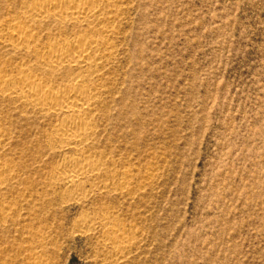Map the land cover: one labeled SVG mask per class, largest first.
I'll use <instances>...</instances> for the list:
<instances>
[{
	"label": "rangeland",
	"instance_id": "rangeland-1",
	"mask_svg": "<svg viewBox=\"0 0 264 264\" xmlns=\"http://www.w3.org/2000/svg\"><path fill=\"white\" fill-rule=\"evenodd\" d=\"M36 1L0 0V79L92 76L90 138L62 147L65 114L0 88V264H264V0H109L83 22ZM82 38L90 67L45 68ZM78 157L81 195L57 175Z\"/></svg>",
	"mask_w": 264,
	"mask_h": 264
},
{
	"label": "bare ground",
	"instance_id": "bare-ground-1",
	"mask_svg": "<svg viewBox=\"0 0 264 264\" xmlns=\"http://www.w3.org/2000/svg\"><path fill=\"white\" fill-rule=\"evenodd\" d=\"M106 1L109 0H38L29 6L28 10L31 14L40 18L52 14L62 21L72 20L74 22H83V20L95 16L102 4ZM21 25L16 24L17 27L14 28L15 31L11 38V42L15 47L30 40L26 36L28 30ZM90 40L91 39L85 41L82 38V40H77L73 43H57L53 46H49L46 51L44 50L42 52L47 56L45 68L48 70H56L63 67H88L96 60L94 58V53L95 51L97 52L99 48L96 40ZM23 73L19 75V79L22 83L21 85L4 88L6 81L0 79V88L3 87L4 90L21 95L28 103L42 111L51 112L52 110L56 113L65 114L64 117L61 118L62 120L57 129V136L62 142V147L79 145V143H83L84 140L86 141L88 136H90L89 129L87 128L88 126L84 119L73 116V114H87L92 111L91 96L95 90V85L91 83L96 82L90 79L92 76H89L90 78H84L81 77L80 74H75L70 78L72 84L68 87H48L49 85L39 86L36 84L37 75ZM100 78L101 76L99 79ZM94 165L93 162L86 158L78 157L67 159L62 168L57 170V175L60 176L63 181L67 182L68 190L75 192L77 195H81L82 179L87 173L95 172L94 169L96 167L94 168ZM114 228H111L110 233H113L116 238L120 240L124 238L125 234H122V237L121 233H119L120 229L117 230L118 228Z\"/></svg>",
	"mask_w": 264,
	"mask_h": 264
}]
</instances>
